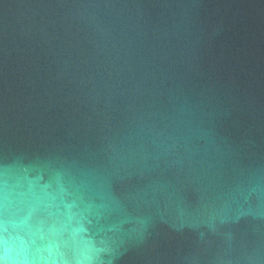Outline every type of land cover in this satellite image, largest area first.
<instances>
[{
  "label": "water",
  "instance_id": "1",
  "mask_svg": "<svg viewBox=\"0 0 264 264\" xmlns=\"http://www.w3.org/2000/svg\"><path fill=\"white\" fill-rule=\"evenodd\" d=\"M0 264H264V0H0Z\"/></svg>",
  "mask_w": 264,
  "mask_h": 264
}]
</instances>
